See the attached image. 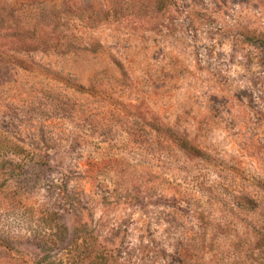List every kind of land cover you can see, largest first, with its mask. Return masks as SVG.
Listing matches in <instances>:
<instances>
[{"label":"rangeland","instance_id":"1","mask_svg":"<svg viewBox=\"0 0 264 264\" xmlns=\"http://www.w3.org/2000/svg\"><path fill=\"white\" fill-rule=\"evenodd\" d=\"M264 0H0V264H264ZM187 140L197 149L186 146Z\"/></svg>","mask_w":264,"mask_h":264},{"label":"trees","instance_id":"2","mask_svg":"<svg viewBox=\"0 0 264 264\" xmlns=\"http://www.w3.org/2000/svg\"><path fill=\"white\" fill-rule=\"evenodd\" d=\"M244 36L249 42L264 45V31L250 29L244 33ZM182 141L186 146L197 151L196 147L187 140L182 139ZM251 203L254 206V215L251 217L250 224H252L258 238L251 251L254 253V250L257 249L264 259V199L253 197ZM73 246L74 249H72V253L65 264H110L115 259L114 255L98 242V237L85 223L76 227Z\"/></svg>","mask_w":264,"mask_h":264}]
</instances>
